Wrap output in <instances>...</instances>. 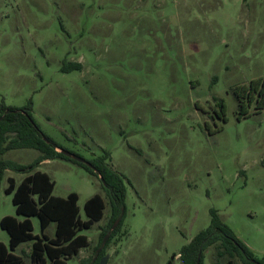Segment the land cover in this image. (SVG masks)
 I'll list each match as a JSON object with an SVG mask.
<instances>
[{"label": "rangeland", "instance_id": "rangeland-1", "mask_svg": "<svg viewBox=\"0 0 264 264\" xmlns=\"http://www.w3.org/2000/svg\"><path fill=\"white\" fill-rule=\"evenodd\" d=\"M75 63L82 69L63 70ZM259 78L264 0H0V107L31 102L45 135L88 161L108 154L125 178L123 224L97 262L112 217L101 180L63 159L37 168L55 196L79 195L83 220L88 199L107 202L103 219L80 233L90 245L68 264H184L182 248L209 228L212 211L262 258L264 110L252 105L239 119L234 95ZM218 100L227 122L215 116ZM40 155L26 148L4 159L31 166ZM26 176L8 169L0 179V223L25 219L5 191L10 177ZM31 221L41 237L39 218ZM46 234L55 237V223ZM0 242L9 246L1 225ZM32 244L15 251L26 264ZM216 247L203 264L230 260Z\"/></svg>", "mask_w": 264, "mask_h": 264}, {"label": "trees", "instance_id": "trees-1", "mask_svg": "<svg viewBox=\"0 0 264 264\" xmlns=\"http://www.w3.org/2000/svg\"><path fill=\"white\" fill-rule=\"evenodd\" d=\"M70 69L81 70L82 65L80 63L65 64L63 67L64 71ZM234 95L238 103L239 119L250 116L252 105L256 106L257 112L263 111L264 78L254 79L249 85L238 86L234 90ZM217 102L219 109L214 110L215 116L227 122L226 104L223 100ZM0 119V179L8 169L27 174L19 184L12 177L8 179L9 187L5 192L7 195H12L17 215L25 219L19 220L14 216L2 218L0 225L9 235V246L0 242V264H26L15 254V251L23 243L30 241L33 242L31 264H68V260L79 255L82 249L90 245L88 236L80 233L91 229L104 217L107 202L100 194L94 195L85 203L86 220H83L80 215L79 195L76 192L70 193L65 198L53 194L55 181L49 174L37 170L43 162L52 159L71 161L101 180L112 211L111 223L101 235V242L110 233L114 223L120 220L119 226L111 232L108 242L103 245V250L97 254L96 261L99 262L105 254L106 247L123 224L125 178L108 164V154L89 161L84 159L93 165L94 170L86 163H79L65 156L60 151L64 149L45 135L34 121L31 102L22 109L8 107L3 103L0 107ZM26 148L35 149L41 153L33 165L23 166L4 159L8 151ZM32 217H38L40 220L41 237L34 234ZM52 223L56 224L54 238L46 234ZM212 246H217L218 257H230L226 264H235L233 261L235 257L240 258L243 264H264V256L257 258L234 231L223 223L216 211H212L209 228L201 231L182 248L180 258L184 264H197L198 259L200 264H203L204 252Z\"/></svg>", "mask_w": 264, "mask_h": 264}, {"label": "water", "instance_id": "water-1", "mask_svg": "<svg viewBox=\"0 0 264 264\" xmlns=\"http://www.w3.org/2000/svg\"><path fill=\"white\" fill-rule=\"evenodd\" d=\"M0 120H1V119H0ZM60 151H61L65 156L69 157L70 159H73V160H75V161H77V162H79V163H86V165H87L89 168H91V169L94 170L93 165L90 164L89 162H86L83 158H81V157H79V156H77V155H75V154H73V153H70V152H68V151H66V150H60ZM119 223H120V220H117V221L115 222V224H114L113 227L111 228L110 233L107 234V235L105 236L104 244L107 242L108 238L110 237L111 232L115 231V229L117 228V226L119 225ZM99 253H100V252H99ZM99 253H98V254H99ZM106 263H107V258H104V259L101 261V264H106ZM197 264H200V259H198Z\"/></svg>", "mask_w": 264, "mask_h": 264}]
</instances>
